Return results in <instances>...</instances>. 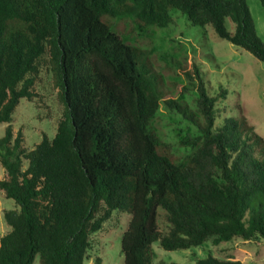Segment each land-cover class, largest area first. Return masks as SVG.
Wrapping results in <instances>:
<instances>
[{
  "label": "trees",
  "instance_id": "1",
  "mask_svg": "<svg viewBox=\"0 0 264 264\" xmlns=\"http://www.w3.org/2000/svg\"><path fill=\"white\" fill-rule=\"evenodd\" d=\"M174 10L264 62L247 0H0V123L8 124L0 191L16 203L4 212L0 264H84L115 213L130 215L124 264H153L155 242L165 250L264 242V137L245 115L218 122L228 90L212 94L194 66L185 75L198 113L165 100L198 129L184 141L195 151L183 163L151 128L158 76L148 51L126 43L112 21L164 28L176 25ZM44 67L65 110L55 136L30 149L10 123L23 99L39 96ZM196 264L244 263L210 253Z\"/></svg>",
  "mask_w": 264,
  "mask_h": 264
},
{
  "label": "rangeland",
  "instance_id": "2",
  "mask_svg": "<svg viewBox=\"0 0 264 264\" xmlns=\"http://www.w3.org/2000/svg\"><path fill=\"white\" fill-rule=\"evenodd\" d=\"M257 33L264 42V6L259 0H247ZM176 25L158 27L150 25L141 28L133 17L114 18V30L126 43L145 49L152 62L153 70L159 79L162 94L160 108L151 120V128L166 145L172 159L183 163L194 153L192 145L184 143L198 134L194 123L186 119L177 109L170 107L165 100L172 97L189 111L197 112L196 84L191 83L185 70L197 66L209 91L218 93L223 87L228 90L226 99L219 101L222 116L240 117L245 115L256 131L264 137V62L249 51L219 37L212 26L193 25L179 10L173 11ZM39 96L33 100L23 99L10 123L13 130H22L25 145L35 147L46 134L53 138L65 107L54 87L53 74L44 67L37 83ZM198 119L201 120L200 115ZM7 123H0V138L4 136ZM6 172L0 163V179ZM15 201L0 191V238L10 228L4 212L12 209ZM162 209L159 208V211ZM130 215L115 213L102 231L94 236L89 259L84 264H124L121 248L122 235L127 229ZM155 257L153 264H196L198 258L210 253L221 259L234 258L244 264H264V242L259 244L235 238L220 244L212 239L200 246L188 249L165 250L158 242L153 243ZM34 264H39V258Z\"/></svg>",
  "mask_w": 264,
  "mask_h": 264
}]
</instances>
